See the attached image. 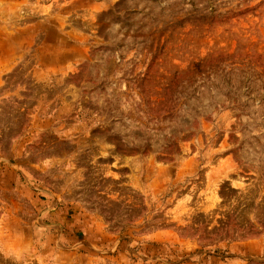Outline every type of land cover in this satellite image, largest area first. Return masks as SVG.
<instances>
[{
    "label": "rangeland",
    "instance_id": "obj_1",
    "mask_svg": "<svg viewBox=\"0 0 264 264\" xmlns=\"http://www.w3.org/2000/svg\"><path fill=\"white\" fill-rule=\"evenodd\" d=\"M0 264H264V0H0Z\"/></svg>",
    "mask_w": 264,
    "mask_h": 264
},
{
    "label": "trees",
    "instance_id": "obj_2",
    "mask_svg": "<svg viewBox=\"0 0 264 264\" xmlns=\"http://www.w3.org/2000/svg\"><path fill=\"white\" fill-rule=\"evenodd\" d=\"M212 9H213V8H211L210 11H207V13L202 17L204 20L207 19L208 15H209L208 13H211Z\"/></svg>",
    "mask_w": 264,
    "mask_h": 264
}]
</instances>
